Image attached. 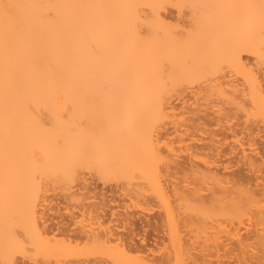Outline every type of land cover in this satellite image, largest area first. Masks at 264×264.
Masks as SVG:
<instances>
[{
  "label": "bare ground",
  "instance_id": "6f19581e",
  "mask_svg": "<svg viewBox=\"0 0 264 264\" xmlns=\"http://www.w3.org/2000/svg\"><path fill=\"white\" fill-rule=\"evenodd\" d=\"M259 2L0 0V258L14 250V232L35 225L32 264H264V59L258 25L251 30L249 10L236 7ZM170 10L180 20L170 21ZM175 104L191 114L180 124L183 162L161 147L179 132ZM207 110L218 124L242 119L239 130L224 127L248 151L222 148L226 136L198 145L193 131ZM161 120L171 129L158 131ZM84 169L131 187L86 184ZM55 186L77 211L47 203ZM118 193L134 208L145 196L159 200L163 218L115 210ZM163 235L171 249L155 257Z\"/></svg>",
  "mask_w": 264,
  "mask_h": 264
},
{
  "label": "rangeland",
  "instance_id": "374dc122",
  "mask_svg": "<svg viewBox=\"0 0 264 264\" xmlns=\"http://www.w3.org/2000/svg\"><path fill=\"white\" fill-rule=\"evenodd\" d=\"M168 17H169V19H170V21L172 20L173 22H175L174 20H180V19H178L177 18V14L175 13V11L174 10H170V11H168ZM181 22H182V19H181ZM182 23H184V19H183V22ZM258 47H256V53L257 52H259L260 51V49H259V47H260V44L259 45H257ZM261 54V53H260ZM259 56V55H258ZM257 56V57H258ZM245 59H247L248 61H249V63H251V64H253L254 63V59H253V57H251V56H246V55H244L243 56ZM261 57V59H264V58H262V56H260ZM257 60H259V59H257ZM257 60H255V61H257ZM264 60H261V62H258L257 61V63H260V65L262 64V63H264L263 62ZM256 63V62H255ZM223 65H224V63H223ZM259 65V64H258ZM259 65V66H260ZM264 64H262V66H263ZM225 66H227L226 67V74H225V72H223L225 75H226V79H230V81L231 82H233L234 84H236L239 88H241V87H243V84H242V82L244 81V79L242 80V77L240 76H238L237 74V76L235 75V73H233V69H229V66L226 64V65H224V67ZM223 67V68H224ZM264 76V75H263ZM262 76V77H263ZM244 83V82H243ZM246 86L244 85V87L243 88H245ZM243 88H241V90L243 89ZM244 90V89H243ZM227 91H229V92H231L230 91V88L229 87H227ZM200 103V102H199ZM176 106V110H178L176 113H177V115H179L180 113H182L181 115H183L182 117H181V115H180V117L182 118V123L181 122H179L178 124H179V126L180 127H178V125H177V127L179 128V132H177V133H171V134H166V136H165V138H163V139H161L162 141H161V143L163 144H161V147H162V149H163V146H164V149H166V147H167V149L168 148H173V151H176V155H178L175 159H176V161H178V162H183L184 161V159L186 160V157L185 156H187V152H185V149H186V146L189 144V141H188V139H187V136L185 135V133H184V131L186 130V128H187V126L185 127H183L182 125L185 123L186 125L188 124V122H187V119L189 118V115L188 114H190L188 111H190V108L188 107L187 108V105L185 106L186 108H184V111H185V113H186V110H187V112L188 113H184V111H183V106L184 105H181V104H175ZM182 106L181 108H180V106ZM225 107V109H229V105H225L224 106ZM178 108H180V109H178ZM208 112V113H207ZM203 114H206L207 115V118H206V116H205V124L204 125H201V126H198L197 127V129H193L194 131H193V133L195 134H193L195 137L194 138H196V139H200V137L201 138H203V140H201V143H199L200 141H198L197 143H196V145L198 144V145H200V144H215L216 146H219V144H216V143H213L212 141H210L209 140V138H205V137H210V138H213L214 140H219V139H223L224 138V136H226V138H224V140H222L223 142V145H222V148H227L228 146L230 147V146H234V147H236L237 145H243V148H246L247 149V151H248V145L246 144H243V143H240L241 141H240V139H241V134H236V135H234V134H232L231 132H229V131H227V129H225L226 127L228 128L229 126H231V127H233V128H235L236 130H239L240 128L238 127V126H236L237 124H239L241 121H242V119H241V121H238V116H237V118H232V119H230V122H226L225 121V123H224V121L222 122V123H220V124H218V123H216L214 120H213V117H215V114H214V116L212 115V113H211V111H210V113H209V111L207 110L205 113H203ZM200 115L201 116H203L204 117V115H202V113H200ZM209 115V116H208ZM190 116H191V114H190ZM217 116V115H216ZM186 117V118H185ZM170 120V119H169ZM169 120L167 119V121L169 122ZM183 120H184V123H183ZM162 122L164 121V120H161ZM166 121V120H165ZM167 121H166V123H167ZM160 124H161V122H160ZM159 124V122L158 123H156V124H153V126L154 127H159V129H158V131H161V132H165L166 130L165 129H168V128H170L171 127V125L170 124H164V122L160 125ZM164 124V125H163ZM180 124H182V125H180ZM184 124V125H185ZM163 125V126H162ZM224 126H226V127H224ZM164 128V130L162 129V128ZM160 128H161V130H160ZM155 129V128H154ZM171 129V128H170ZM200 129H202L203 130V132L202 131H200ZM171 132V131H170ZM190 133V132H189ZM179 137L180 138H182L183 139V141H180L179 140ZM207 139V140H205V139ZM242 140H244V139H242ZM160 142V141H159ZM242 142H244V143H247L246 141H242ZM191 143V142H190ZM240 143V144H239ZM158 145H160V143L158 144ZM197 145V146H198ZM202 146V145H201ZM160 147V146H159ZM161 147H160V150H161ZM256 147V146H255ZM169 149V150H170ZM175 149V150H174ZM197 149V148H196ZM200 150V149H199ZM164 151V150H163ZM201 151V150H200ZM199 151V152H200ZM165 152H167V151H165ZM164 152V153H165ZM205 152H207V153H211V151H205ZM167 154V153H166ZM165 155V154H164ZM229 156H226V157H223V158H221V160L222 161H224V164H226V163H228L229 161L227 160V158H228ZM226 158V159H225ZM228 161V162H227ZM85 170V169H84ZM83 170V172H82V176H83V180L85 181V183L86 184H95L96 186H98L99 188H101V189H105V187L107 188V186H115L116 187V189L117 188H120V187H122V188H124V189H126V188H128L129 186H126V182L125 181H127V179H124L125 181L123 182V179L120 181V180H117V179H115V180H110V181H107L106 183L102 180H100V179H98L96 176H93L94 175V173L92 172V171H90V172H88L87 170H85L84 171ZM87 171V172H86ZM93 173V174H92ZM179 176V175H178ZM136 177V176H135ZM134 179V178H133ZM165 179L166 180H169V179H171V178H169V177H165ZM137 180H139L138 178H137ZM176 182H177V180H175ZM136 182V181H135ZM137 182H139V181H137ZM105 183V184H104ZM122 185V186H121ZM131 187V186H130ZM129 187V188H130ZM67 193V191L66 190H64V189H62V188H60L59 186H55L54 188H51L50 187V189H49V192L47 193V203H49V204H54V203H61V205L63 204V207L67 204V207H69V209H71V210H73V211H77L78 210V208H79V205H76V204H74V203H69L67 200H66V198H64ZM116 197H117V201L118 202H116L115 204L116 205H118V207H117V209H115V210H118V211H120L121 213L122 212H125V213H128V212H133V213H136V214H134V215H136L135 217H138V216H140V218H142V219H155V220H160V215H161V218H163V203L162 202H159V200L158 201H156L155 200V198H153V197H151V198H148V197H146L145 196V199L143 200L144 202L143 203H145V205L144 206H142L143 204H142V200L140 201V204L139 203H137L136 204V202H135V207L136 208H134V200L131 198V197H129V195L128 196H124V195H122V196H120L119 195V193L118 194H116ZM141 199V198H140ZM131 201H133V202H131ZM136 201V200H135ZM146 201V202H145ZM66 204H65V203ZM132 203H133V205H132ZM115 204H113V205H115ZM142 204V205H141ZM144 208V212H143V209L141 210V208ZM140 208V209H139ZM147 208V209H146ZM141 210V211H140ZM146 210V211H145ZM130 214V213H129ZM132 214V213H131ZM80 219L79 218H76V221H79ZM77 223V225H80V224H78V222H76ZM244 223V222H243ZM76 225V226H77ZM73 227V226H72ZM75 228H78V227H75ZM143 230V231H142ZM142 230H141V233L142 234H144V235H146V236H148V237H152L153 236V233H152V231L150 230V229H148L147 227H144V228H142ZM167 231V230H166ZM167 234H168V232H167ZM194 235V233H185V232H182L181 233V236L183 237V239L184 240H186V239H188L189 237H191V236H193ZM163 239H164V242H163V244H160V246H158L157 248H155V250H160V252H156L155 254V257L157 256H160V254H161V252L163 251H167V250H170L171 249V245H172V242H170V241H168V239H167V236L166 235H163ZM159 248V249H158ZM206 254H207V257H208V259L210 260V261H212V262H215L216 261V257H215V254H214V251L212 250V248H210V249H208L206 252H205ZM222 253V252H221ZM17 259H21L22 260V258H20L19 256L17 257ZM25 259V258H24ZM23 259V260H24ZM28 259V258H27ZM90 260L92 259L93 260V257L92 256H90V258H89ZM97 259V258H96ZM29 260V264H32L33 262H30L31 260L30 259H28ZM222 261H225V262H232V260L230 259V258H228V257H224V258H222L221 259ZM38 262V264H41V263H43V264H49L48 262L46 263V262H44V261H40V260H38L37 261ZM66 261H55V260H51L50 261V264H67V262L65 263ZM69 263V262H68ZM70 264H72L71 262H70Z\"/></svg>",
  "mask_w": 264,
  "mask_h": 264
},
{
  "label": "snow or ice",
  "instance_id": "6c2138e0",
  "mask_svg": "<svg viewBox=\"0 0 264 264\" xmlns=\"http://www.w3.org/2000/svg\"><path fill=\"white\" fill-rule=\"evenodd\" d=\"M18 5H4L5 9H14ZM184 7V6H178ZM236 7H241L249 10V14L246 18L247 24L251 30H254L258 25L259 27V38H260V48L261 56L264 58V0H260L259 4H243ZM6 14L10 15L11 12L8 11ZM158 70L163 73L166 71V65L161 62L158 66ZM32 229H35V225H32V228L25 226L20 230L16 231L12 235V241L15 245L14 250L11 253L5 252L3 258H0V264H29L27 259L29 248V235L31 234ZM38 231V229H35ZM17 256H24L23 261L16 259Z\"/></svg>",
  "mask_w": 264,
  "mask_h": 264
}]
</instances>
